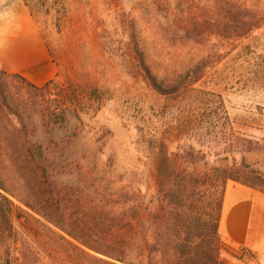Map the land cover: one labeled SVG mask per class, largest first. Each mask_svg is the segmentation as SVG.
Returning <instances> with one entry per match:
<instances>
[{"label": "rangeland", "instance_id": "rangeland-1", "mask_svg": "<svg viewBox=\"0 0 264 264\" xmlns=\"http://www.w3.org/2000/svg\"><path fill=\"white\" fill-rule=\"evenodd\" d=\"M225 3L66 0L65 17L55 21L34 18L23 0H0V71L20 74L38 87L50 80L63 89L74 83L85 98L88 86H96L105 98L100 112L86 109L81 122L72 118L58 133L60 138L82 131L67 151L72 174L61 180L78 184L83 175L78 169H85L103 178L110 192L141 190L151 200L157 194L150 149L155 139L165 144L177 164L178 181L190 182L189 195L196 203L200 200L201 209H208L219 191L214 168L246 164L264 174V26L240 39H193L186 27L192 17L199 22L220 20ZM132 21L160 74L171 75L209 59L203 79L174 97L153 92L132 60ZM48 66L50 71L45 70ZM13 124L3 120L1 130L9 131ZM248 146L262 151L247 153ZM0 149V182L23 199L25 180L16 160L7 157L11 147L3 144ZM241 179L259 186L253 177ZM11 200L16 208L14 230L11 235L0 232V264L83 263L55 227L14 197ZM191 211L196 216L197 210ZM222 248V264H264V258L245 247Z\"/></svg>", "mask_w": 264, "mask_h": 264}, {"label": "trees", "instance_id": "trees-1", "mask_svg": "<svg viewBox=\"0 0 264 264\" xmlns=\"http://www.w3.org/2000/svg\"><path fill=\"white\" fill-rule=\"evenodd\" d=\"M65 1L23 0L34 18L55 17V21L65 17ZM237 2L226 0L221 10L223 18L218 21L199 22L194 17L188 20L186 27L192 38H248L261 29L264 0ZM129 46L144 82L160 97L187 91L203 79L210 64L206 59L171 75L160 74L133 21ZM67 85L63 89L50 80L38 87L20 74L0 71V122L9 119L14 123L9 131L0 127V146L11 147L7 157L16 160L25 180L23 199L13 196L0 182V232L13 233L14 197L55 227L57 236L82 264H222L219 225L226 185L231 181L264 194V174L246 164L214 168L219 174V191L209 208L201 209L200 200L196 203L189 195L190 182L178 181L177 164L168 156L165 144L155 139L150 142L156 173L155 198L147 200L141 190L110 192L96 172L78 167L83 174L78 184L67 183L61 180L72 174L73 160L67 151L82 131L75 129L60 138L58 133L67 129L72 118L81 122L82 112L97 114L105 104L96 86H88L89 97L85 98L78 95L74 83ZM106 94L103 92V96ZM261 151L259 147L246 148L247 153ZM242 175L253 177L259 186L242 181ZM191 209L197 210L196 216H192Z\"/></svg>", "mask_w": 264, "mask_h": 264}, {"label": "crops", "instance_id": "crops-1", "mask_svg": "<svg viewBox=\"0 0 264 264\" xmlns=\"http://www.w3.org/2000/svg\"><path fill=\"white\" fill-rule=\"evenodd\" d=\"M45 70L50 71V66ZM219 234L222 247H245L264 258V194L229 182L223 198Z\"/></svg>", "mask_w": 264, "mask_h": 264}, {"label": "bare ground", "instance_id": "bare-ground-1", "mask_svg": "<svg viewBox=\"0 0 264 264\" xmlns=\"http://www.w3.org/2000/svg\"><path fill=\"white\" fill-rule=\"evenodd\" d=\"M256 229H258V226H257V228Z\"/></svg>", "mask_w": 264, "mask_h": 264}]
</instances>
